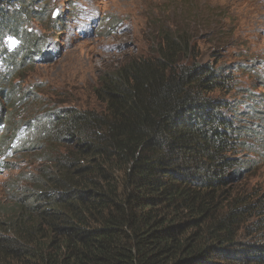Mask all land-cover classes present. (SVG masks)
<instances>
[{"label": "trees", "instance_id": "trees-1", "mask_svg": "<svg viewBox=\"0 0 264 264\" xmlns=\"http://www.w3.org/2000/svg\"><path fill=\"white\" fill-rule=\"evenodd\" d=\"M27 7L0 0V50L23 40L11 69L45 57L22 30ZM159 35L153 55L101 75V112L38 108V139L19 151L42 165L0 204V264H264V192L246 185L241 115L214 96L235 79L192 62L186 35ZM8 74L0 109L19 96ZM6 128L0 167L18 136Z\"/></svg>", "mask_w": 264, "mask_h": 264}, {"label": "rangeland", "instance_id": "rangeland-1", "mask_svg": "<svg viewBox=\"0 0 264 264\" xmlns=\"http://www.w3.org/2000/svg\"><path fill=\"white\" fill-rule=\"evenodd\" d=\"M26 6L22 30L39 41L45 58L17 61L11 69L8 62L23 40L3 38L0 73H9L14 80L9 89L15 84L19 96L0 109V120L7 126L6 139L22 136L17 143L14 137L1 158V205L13 203L9 196L15 192L8 191L13 181L37 174L42 165L40 156L19 151L38 139V108L101 112L104 106L94 95L101 75L153 55L161 29L187 36L192 62L233 75L230 94L214 96L241 115L247 134L241 156L255 167L247 171L246 185L264 192V0H26Z\"/></svg>", "mask_w": 264, "mask_h": 264}]
</instances>
